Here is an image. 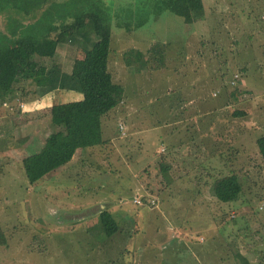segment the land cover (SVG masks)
<instances>
[{
	"label": "rangeland",
	"instance_id": "rangeland-1",
	"mask_svg": "<svg viewBox=\"0 0 264 264\" xmlns=\"http://www.w3.org/2000/svg\"><path fill=\"white\" fill-rule=\"evenodd\" d=\"M87 1L97 5L72 7L86 9ZM104 2L112 18L108 71L122 88L108 118L111 147L83 149L30 186L21 162L55 130L49 110L37 109L56 97L22 82L36 95L17 91L0 101V225L8 240L0 264H264V167L256 147L264 135V0H200L202 19L187 24L165 12L138 29L148 13L143 1ZM40 12L1 13L0 36ZM86 27L89 42L58 46L51 78L68 74L95 41ZM130 50L143 52L147 64L127 67ZM236 74L242 82L232 85ZM68 91L75 97L58 99L80 98ZM231 175L240 199L220 205L212 188ZM105 209L121 232L112 247L92 252L86 227Z\"/></svg>",
	"mask_w": 264,
	"mask_h": 264
},
{
	"label": "trees",
	"instance_id": "trees-1",
	"mask_svg": "<svg viewBox=\"0 0 264 264\" xmlns=\"http://www.w3.org/2000/svg\"><path fill=\"white\" fill-rule=\"evenodd\" d=\"M93 1L97 5L87 1L88 7L77 11L72 6L81 0H0V14L13 10L28 18L41 11L34 22L24 25L16 21L14 29L9 30V35L0 36L2 104L11 102L17 91H21L24 97L33 94L34 91L27 94L25 88L20 87L22 82H28L36 91L41 90L45 94L57 89L54 86L56 82L52 81L57 79L59 89L75 91L82 95L80 101L55 104L49 108L50 122L55 130L45 138L38 153L25 157L21 162L30 186H35L50 173L66 166L77 151L107 144L103 138L102 120L106 116L108 118L122 100V88L113 83L112 75L108 71L112 18L99 6L103 5L105 0ZM140 1H143L148 13L138 18L140 20L134 25L135 29L142 27L149 15L157 19L165 12L172 13L187 24L203 18L200 0ZM88 24L95 41L83 49L81 57L73 61L70 74L59 76L58 72L51 78L49 71L55 70L52 61L58 46L69 38H84L89 42L86 34ZM125 27L128 31L131 30L128 24ZM144 56L140 50H130L124 55V64L133 68L134 63H138L137 67L145 66L147 63L143 61ZM47 62H50V65H47ZM239 82H242L241 77L236 74L232 78V85ZM243 115L241 112L233 114L234 117ZM256 147L264 167V135L256 139ZM161 169L168 170L165 165ZM241 190L237 176L231 175L218 180L212 188V195L220 205H226L237 202ZM97 220V225L107 239L113 238L119 230L121 232L109 210L101 211ZM5 231L0 225V247L7 246ZM128 232L126 230L124 236L128 237ZM32 241L35 244L39 240L34 236Z\"/></svg>",
	"mask_w": 264,
	"mask_h": 264
},
{
	"label": "crops",
	"instance_id": "crops-1",
	"mask_svg": "<svg viewBox=\"0 0 264 264\" xmlns=\"http://www.w3.org/2000/svg\"><path fill=\"white\" fill-rule=\"evenodd\" d=\"M70 73V72H69ZM72 93V92H71ZM48 95H55V97H56V100H57V102H55L54 104H52V105H50V107H45V108H40V109H37V112H39V113H42L43 111H47V110H49V108H51V106H53V105H55V104H60V103H69L68 101H63L62 102V100H60V99H58V96H60V97H62V98H64L65 100L66 99H68V97H75V95H76V93L74 94V95H72V94H70L69 93V91L68 90H61V89H59V88H57V89H55V90H53V91H51V92H49V93H46L45 94V97H47ZM80 95V98L79 99H77V100H74V101H71V102H75V101H80L81 99H82V95L81 94H79ZM23 107H24V105H22ZM109 118V117H108ZM108 118H107V116L106 117H104L103 118V120H102V127H103V131H104V134H105V136H106V139L104 138V140H107V137H112L113 135H112V131H111V124H112V122L111 121H108ZM105 123H107V128H105V126H104V124ZM112 135V136H111ZM197 136H199V134L197 135ZM191 140V139H190ZM44 138L42 137V143L40 144V146H39V148H38V150H36V151H34V152H31L29 155H32V154H36V153H38L40 150H41V148H42V145H43V143H44ZM30 145H32V143H26L24 146L25 147H27V146H30ZM110 145V147H111V144H110V142H108L107 144H106V146H109ZM115 146V145H114ZM114 146H112V147H114ZM101 148V147H100ZM97 149H99V148H97ZM93 150V149H92ZM91 150V151H92ZM95 150V149H94ZM90 151V152H91ZM9 151H7L6 153H8ZM11 152V151H10ZM78 152H80V151H77L76 152V154L78 153ZM2 153H4L5 154V152H2ZM75 154V155H76ZM28 155V156H29ZM74 155V156H75ZM110 211V210H109ZM99 214V213H98ZM97 214V215H98ZM96 215L94 216V218L93 219H91V220H89V227H86L87 228V230H89L88 232V234H92V236H91V241H90V244H88V246H90V247H88L89 249H91V251H93L94 252V250H96V251H98L99 250V248L101 249L103 246L104 247H106L107 245H108V247L110 248V247H112L113 245L112 244H114V241H116V240H118V237H117V235L119 234V231L113 236V238H109V239H107L105 236H104V234H103V232L101 231V229H99V227H97V226H92L93 225V223H92V221H94V219H96ZM96 222H97V220H96ZM96 224V223H95ZM96 228V229H95ZM99 229V231H98V229ZM95 234V235H94ZM123 234V233H122ZM124 236V235H123ZM123 236H121V238H123ZM120 238V239H121ZM127 239V238H126ZM123 241V240H122ZM107 242H109V243H107ZM85 246H87V244H85Z\"/></svg>",
	"mask_w": 264,
	"mask_h": 264
},
{
	"label": "built area",
	"instance_id": "built-area-1",
	"mask_svg": "<svg viewBox=\"0 0 264 264\" xmlns=\"http://www.w3.org/2000/svg\"><path fill=\"white\" fill-rule=\"evenodd\" d=\"M20 106H22V104H20ZM122 128H123V126H121V125H120V126H119V129H120V130H122ZM136 203H137V204H139V203H140V201H139V200H137V201H136Z\"/></svg>",
	"mask_w": 264,
	"mask_h": 264
},
{
	"label": "clouds",
	"instance_id": "clouds-1",
	"mask_svg": "<svg viewBox=\"0 0 264 264\" xmlns=\"http://www.w3.org/2000/svg\"><path fill=\"white\" fill-rule=\"evenodd\" d=\"M23 105V104H22Z\"/></svg>",
	"mask_w": 264,
	"mask_h": 264
}]
</instances>
